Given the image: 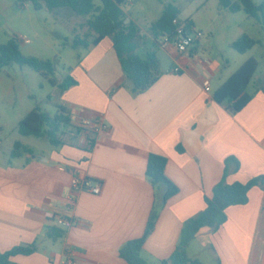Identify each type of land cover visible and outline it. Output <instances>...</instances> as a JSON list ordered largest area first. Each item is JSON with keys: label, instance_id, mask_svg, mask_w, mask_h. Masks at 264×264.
<instances>
[{"label": "crops", "instance_id": "obj_1", "mask_svg": "<svg viewBox=\"0 0 264 264\" xmlns=\"http://www.w3.org/2000/svg\"><path fill=\"white\" fill-rule=\"evenodd\" d=\"M209 2L172 3L180 11L178 19L191 20L192 30L202 34L184 53L163 37L154 39L151 24L144 30L124 11L127 23L140 30V46L148 38L159 61L161 75L143 93L130 92L111 37L79 47L66 75L76 84L63 92L54 87L55 101L74 124L89 118L104 125L91 149L75 139L45 150L26 145L33 154L12 159V148L0 150V250L36 246L31 254L12 256L14 264H63L68 256L73 264H126L119 249L143 234L153 206L158 216L141 255L146 264H162L176 250L184 223L205 208V198L224 176L226 159L235 160L227 183L264 177V93L254 88L253 98L235 114L214 100V91L233 72L226 74L223 59L201 52L202 39L214 38L219 29L216 17L229 12L214 0L213 16L207 13ZM200 12L208 14L206 23ZM50 13L69 23L76 16L66 7ZM242 34L239 28L230 44ZM161 56L169 64L162 66ZM150 154L167 158L165 174L178 189L163 205L164 187L158 200L157 187L145 176ZM74 172L97 182L100 193L74 192ZM225 213L219 229L200 230L188 256L199 260L190 250L201 237L213 254L210 264H264V184L249 190L245 205L230 206ZM50 229L63 233L54 238Z\"/></svg>", "mask_w": 264, "mask_h": 264}, {"label": "trees", "instance_id": "obj_2", "mask_svg": "<svg viewBox=\"0 0 264 264\" xmlns=\"http://www.w3.org/2000/svg\"><path fill=\"white\" fill-rule=\"evenodd\" d=\"M28 1L35 10L45 7L49 12H52L57 8L66 7L71 9L76 16L86 18L87 31L83 35L75 34L70 42L69 39H64L63 45H69L73 49L79 47L86 49L90 45L98 44L105 37H111L113 48L132 94L145 92L160 77V66L155 52L148 50L144 58H141L136 52L140 46V30L132 21L125 23L127 16L123 10V5L129 0H99V4H96L94 0ZM218 2L221 8L231 13L244 12L247 16L253 18L264 32V0H260L259 3H255L254 0H218ZM179 14V9L172 3L165 4L161 16L153 21L149 27L152 37L154 39L158 37L172 39L175 34V25L172 22L174 19H178ZM182 22L185 25L186 33H191V20L187 19ZM260 44L259 40L247 34H242L230 44V48L239 54H244ZM13 64L33 69L51 86L57 87L62 92L76 84V81L70 76L59 82L54 77V67L51 61L25 56L20 51L15 39H10L7 43L0 45V69ZM257 67L258 62L255 58L247 59L214 91V100L219 104H223L233 114L243 109L253 98L254 93L248 92L247 89ZM254 88L255 92L261 91L264 93V80ZM18 133L25 137L45 138L51 146L60 147L70 144L75 139L79 140L85 132L72 122L70 113L64 107L58 106L56 112L50 114L36 104L19 121ZM88 138L87 149H91L94 139L92 137ZM26 154L32 155V149L20 141H16L13 144L10 159L22 157ZM233 162L235 160L231 158L225 160L222 180L214 185L212 196L205 198V208L184 223L176 250L167 260L162 261V264H202L199 260L188 256L187 249L192 240L203 228H209L212 232L219 229L226 221V209L230 206L245 205L248 202L249 190L254 186L264 184L263 176L255 177L246 183H227L226 176L231 170L230 164ZM166 164V157L150 154L145 168V176L151 185L153 187H164L162 205L178 192L177 187L165 174ZM235 169H238V166H235ZM157 216V207L153 206L143 234L138 238L128 240L119 249V256L126 264H146L141 252L144 242L154 230ZM49 233L51 237L57 238L63 232L50 229ZM35 250L36 246L34 244L15 247L7 252L0 250V264H14L11 261L12 256L18 254L28 255Z\"/></svg>", "mask_w": 264, "mask_h": 264}, {"label": "rangeland", "instance_id": "obj_3", "mask_svg": "<svg viewBox=\"0 0 264 264\" xmlns=\"http://www.w3.org/2000/svg\"><path fill=\"white\" fill-rule=\"evenodd\" d=\"M99 4V0H94ZM184 3L185 0H129L123 5V10L131 16L142 29L148 30L149 24L158 19L167 3ZM259 3L260 0H254ZM217 2L210 0L208 12L215 16ZM206 15L200 12L198 16L206 23ZM218 31L213 32L214 38L205 36L202 39L206 55L218 58L227 63L226 74L235 72L247 59L255 58L257 70L252 77L247 91L264 80V32L261 26L244 12H226L220 18L216 17ZM86 18L75 16L70 23L58 21L45 7L35 10L28 0H0V45L15 39L20 51L25 56H33L49 60L54 67V77L63 80L69 66L75 64L77 53L82 48L73 49L63 45L64 38H73L75 34L83 35L87 28ZM239 28L250 37L261 42L244 54H239L229 44ZM216 34V35H215ZM153 48L152 42L146 38L137 53L144 58L147 51ZM162 58V66L169 61ZM58 91L51 86L38 72L27 66L13 64L0 69V150L9 152L16 141L40 149H48L50 145L45 138L21 136L18 133L19 120L25 117L36 104L44 110L54 113L57 108L55 97ZM162 186L157 187V198H161ZM191 254L198 256L203 264L214 261L212 252L203 244L200 237L192 243Z\"/></svg>", "mask_w": 264, "mask_h": 264}, {"label": "built area", "instance_id": "obj_4", "mask_svg": "<svg viewBox=\"0 0 264 264\" xmlns=\"http://www.w3.org/2000/svg\"><path fill=\"white\" fill-rule=\"evenodd\" d=\"M172 23L175 25L174 37L172 39H168V37H163V40L167 43H171L180 53L186 52L190 47L194 45L195 41L202 36L200 32H196L193 30L191 33H186L184 23L177 18L174 19ZM172 71L174 73H179L180 69L179 67H174ZM208 84V81L204 82V86H208ZM75 124L82 128L85 132L80 137V142L86 147L89 143L88 137H92L95 143L96 137L104 129V125L96 119L79 118ZM71 188L74 192H88L94 195L100 193V186L97 182H94L89 177L81 176L77 172H74L72 175ZM65 224L68 226L71 223L65 222ZM63 264H73L72 258L68 256Z\"/></svg>", "mask_w": 264, "mask_h": 264}, {"label": "water", "instance_id": "obj_5", "mask_svg": "<svg viewBox=\"0 0 264 264\" xmlns=\"http://www.w3.org/2000/svg\"><path fill=\"white\" fill-rule=\"evenodd\" d=\"M128 19L125 20V23H127Z\"/></svg>", "mask_w": 264, "mask_h": 264}]
</instances>
